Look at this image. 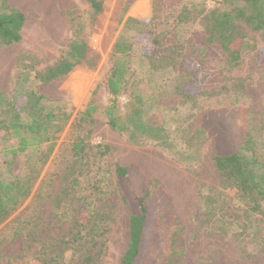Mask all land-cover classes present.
<instances>
[{"label": "rangeland", "instance_id": "obj_1", "mask_svg": "<svg viewBox=\"0 0 264 264\" xmlns=\"http://www.w3.org/2000/svg\"><path fill=\"white\" fill-rule=\"evenodd\" d=\"M96 1L99 10L88 0H0V11L24 15L20 39L0 45V102L12 100L20 84L66 115L50 150L45 142L11 152L16 139L0 129V173L31 186L21 207L0 221V263L24 254L31 240H56L79 220L104 231L99 264H120L132 203L117 185L119 165L127 168L135 191L147 187L156 205V227L147 235L141 264H264V206L249 211L233 184L221 182L209 133L210 111L217 110L230 134L248 132L264 154V30L238 21L242 47L234 59L205 43L204 17L232 11L240 2L134 0L124 9V0ZM127 17L148 20L147 34L145 45L132 44V73L115 99L122 114L130 95L141 99L142 117L160 130L159 141L113 130L102 112L113 45L122 34L133 42L136 32L134 24L124 29ZM71 42L84 44L82 58L67 73L40 81L37 72L65 56ZM87 106L93 110L82 115ZM75 136L84 144L80 157L72 156ZM24 209L34 210L35 230L12 239L8 229Z\"/></svg>", "mask_w": 264, "mask_h": 264}, {"label": "trees", "instance_id": "obj_2", "mask_svg": "<svg viewBox=\"0 0 264 264\" xmlns=\"http://www.w3.org/2000/svg\"><path fill=\"white\" fill-rule=\"evenodd\" d=\"M125 8L134 0H124ZM225 2H240L241 6L232 11L207 12L203 29L206 44H216L230 58L237 59L242 47L241 36L238 34L239 23L242 21L251 30H264V0H224ZM90 7L99 10V2L88 0ZM24 23V15L13 8L0 11V45H8L20 39V30ZM148 20L127 17L124 29L130 24L136 26L133 42L125 40L120 35L111 54L112 62L105 77V88L109 96L102 112L106 123L115 131L121 133H138L151 140H161L160 130L142 117L141 99L133 100L129 96L125 113H121L115 97L127 84L131 71L132 44H144L142 37L147 34L145 26ZM146 46L140 49V57L146 56ZM85 46L82 42H71L65 56H62L50 66L37 72L40 81H49L67 73L84 55ZM150 62H148L149 64ZM12 100L0 102V129L16 139L11 152H24L35 149L42 143L49 142L48 149L54 144L66 120L63 112L54 111L45 103L40 93L24 90L21 86ZM93 106H87L82 115L89 114ZM211 131L214 139V164L220 174L221 182L237 189L245 200L249 211L257 212L264 206V154L256 147L252 136L238 130L236 134L229 133L227 118L217 110L210 111ZM75 131V129H73ZM79 130V129H78ZM77 130V131H78ZM72 156L80 157L84 150L82 138L75 136L71 144ZM117 185L123 197L130 198L132 210L129 216V239L120 264H141L148 233L156 227V215L153 196L147 187L138 192L131 185L126 167H115ZM128 188L127 190L125 188ZM31 186L26 180L0 173V221L15 213L30 193ZM210 197H206L205 201ZM24 209L13 218L14 225L8 232L14 237L30 236L34 232L32 218L34 210ZM26 218V219H25ZM29 219L31 221H29ZM16 222V224H15ZM95 228H85L76 221L66 228L56 240L43 243L29 241L24 254H12L5 257L0 264H99L104 254V231L95 232ZM3 232H0V237ZM13 241V240H12ZM176 246L175 231L171 232L169 253L172 256ZM41 251V252H40ZM39 254V256H38ZM43 256H40V255Z\"/></svg>", "mask_w": 264, "mask_h": 264}, {"label": "built area", "instance_id": "obj_3", "mask_svg": "<svg viewBox=\"0 0 264 264\" xmlns=\"http://www.w3.org/2000/svg\"><path fill=\"white\" fill-rule=\"evenodd\" d=\"M208 2H212V3H214V0H208Z\"/></svg>", "mask_w": 264, "mask_h": 264}, {"label": "bare ground", "instance_id": "obj_4", "mask_svg": "<svg viewBox=\"0 0 264 264\" xmlns=\"http://www.w3.org/2000/svg\"><path fill=\"white\" fill-rule=\"evenodd\" d=\"M178 184V183H177Z\"/></svg>", "mask_w": 264, "mask_h": 264}]
</instances>
